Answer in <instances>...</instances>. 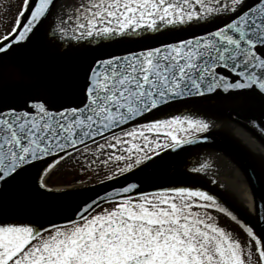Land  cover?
<instances>
[{"label":"snow or ice","instance_id":"6c2138e0","mask_svg":"<svg viewBox=\"0 0 264 264\" xmlns=\"http://www.w3.org/2000/svg\"><path fill=\"white\" fill-rule=\"evenodd\" d=\"M14 7L0 37V194L18 196L0 199V264H264V174L252 169L251 225L173 180L207 175L187 160L225 118L264 115V0ZM46 49L77 62L52 70ZM69 158L88 176L71 191L52 183Z\"/></svg>","mask_w":264,"mask_h":264},{"label":"water","instance_id":"95a60500","mask_svg":"<svg viewBox=\"0 0 264 264\" xmlns=\"http://www.w3.org/2000/svg\"><path fill=\"white\" fill-rule=\"evenodd\" d=\"M76 62L77 60L74 57L62 58L51 50H45V64L52 70H63ZM27 63L28 61L25 58H21L15 64L9 66L7 69L9 75V90L15 87V82L11 79V76L19 66ZM222 126L240 129V135L247 136L264 167V115L252 111L242 112L238 117L233 116L231 120L225 118V122ZM215 132L217 133L215 140L209 141L205 147L198 149L197 152H194L189 156L187 164L191 166L193 160H200L202 162L220 163V168L226 166V172L234 174V180L242 182L245 193L251 194L252 199L254 200V198L258 197L261 192L259 188L255 187V178L252 169L255 168L258 174H264L262 168L257 165L256 160L252 158L249 152H247V149L236 139L226 135L222 131ZM250 179L251 184L249 183ZM173 180L176 183L191 185L193 188H198V185L201 184L200 181L197 182L194 179H187L180 175L174 177ZM92 186L93 184L86 186V188H91ZM17 196L18 193L10 190L5 194H0V199L12 201L16 199ZM228 206L233 212H235L234 214H236L242 222H246L249 225L254 223V221L245 217V213L241 214L237 211L233 205L228 204ZM256 208L257 213L264 216V202H260L257 199Z\"/></svg>","mask_w":264,"mask_h":264},{"label":"bare ground","instance_id":"6f19581e","mask_svg":"<svg viewBox=\"0 0 264 264\" xmlns=\"http://www.w3.org/2000/svg\"><path fill=\"white\" fill-rule=\"evenodd\" d=\"M214 131H222L226 135L233 137L240 144L247 149V152L256 160L257 165L262 168L264 172V167L261 164L256 152L254 151L249 139L246 135H240V129L218 126ZM196 161H193V164ZM210 165L207 170V175L201 174L199 177L195 178L197 182H201V187L203 190H208L211 193L217 195L219 199L229 207L227 204H231L235 207L237 211L241 214L245 213V217L249 220H253V199L251 194H246L244 185L242 182L234 180V174L226 172V166L220 168V163L206 162ZM198 166V165H197ZM207 179V184H204V180ZM215 183H212V181ZM61 190H71L72 187H58ZM230 209V207H229ZM231 210V209H230ZM235 213V212H234Z\"/></svg>","mask_w":264,"mask_h":264},{"label":"rangeland","instance_id":"374dc122","mask_svg":"<svg viewBox=\"0 0 264 264\" xmlns=\"http://www.w3.org/2000/svg\"><path fill=\"white\" fill-rule=\"evenodd\" d=\"M20 3V0L17 1V5ZM7 5V4H5ZM13 5V4H12ZM8 14V13H7ZM10 19H12L15 14H16V9L12 8V13H10ZM9 28L5 29L3 31V34H5L6 32H8ZM1 34V33H0ZM60 171L53 176L52 178V183L56 185V187H67V186H73V184L75 185H79V181L81 178L87 180L88 176L84 175L80 169H79V164H77L76 162L72 161L71 158H69L68 162L66 163H62L60 166ZM96 182V177H92V180L89 182V184ZM232 229V228H231ZM238 238L241 240H244V236H239Z\"/></svg>","mask_w":264,"mask_h":264},{"label":"flooded vegetation","instance_id":"af4514ba","mask_svg":"<svg viewBox=\"0 0 264 264\" xmlns=\"http://www.w3.org/2000/svg\"><path fill=\"white\" fill-rule=\"evenodd\" d=\"M18 0H0V37H2L3 31L7 28H9L8 31H10V25L8 23L9 18H10V13H5L4 12V7L7 5H12L13 4V9H15V5H17ZM7 4V5H5ZM11 20V19H10ZM213 215H217L220 217V223L222 226H225L226 228L230 229L234 235H239V236H244L243 232L239 229V227L230 219L223 217L221 214L218 213H213ZM232 228V229H231Z\"/></svg>","mask_w":264,"mask_h":264}]
</instances>
